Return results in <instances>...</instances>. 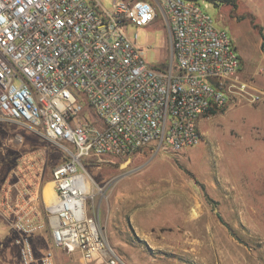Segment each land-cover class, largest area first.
Instances as JSON below:
<instances>
[{"label": "built area", "instance_id": "2783aa9c", "mask_svg": "<svg viewBox=\"0 0 264 264\" xmlns=\"http://www.w3.org/2000/svg\"><path fill=\"white\" fill-rule=\"evenodd\" d=\"M208 4L112 0L105 9L99 0H0V120L66 154L51 169L54 202L40 197L54 248L77 250L84 264H123L103 234L93 204L102 188L85 165L144 150L178 153L198 143V121L210 111L264 101V90L242 78L234 40ZM158 15L170 60L151 65L128 28ZM18 179L24 199L13 201L8 222L19 233L20 263L55 264L52 249L33 250L29 236L45 223L31 203L33 186Z\"/></svg>", "mask_w": 264, "mask_h": 264}, {"label": "rangeland", "instance_id": "374dc122", "mask_svg": "<svg viewBox=\"0 0 264 264\" xmlns=\"http://www.w3.org/2000/svg\"><path fill=\"white\" fill-rule=\"evenodd\" d=\"M99 1L111 7L112 0ZM207 6L216 25L234 40L242 78L264 90L258 31L264 29V0H216ZM136 31L149 64L170 60L161 15L147 26H129V33ZM198 126V143L178 153L144 150L85 165L102 188L94 189L93 204L103 234L124 263L137 257L145 264L154 259L157 264H264V101L236 100L204 115ZM65 159L63 150L43 137L0 120V177H23L38 198L53 166ZM45 200L50 202L47 194ZM40 213L45 226L29 236L35 254L52 249L55 264H81L77 250L53 247L50 222L42 208ZM0 231V264H21L19 233L9 222Z\"/></svg>", "mask_w": 264, "mask_h": 264}, {"label": "crops", "instance_id": "0c3cea01", "mask_svg": "<svg viewBox=\"0 0 264 264\" xmlns=\"http://www.w3.org/2000/svg\"><path fill=\"white\" fill-rule=\"evenodd\" d=\"M12 175H13L12 173H9V174H5L3 177L2 176L0 177V226L7 224L8 219L10 218V211H11L10 206H12L13 201L15 200V201L19 202V201H22L24 199V196H23L24 186L22 185L21 180L17 179L14 181ZM51 183H52V181H50L46 185H44V187L38 192V198H36V190L37 189L36 190L35 189L33 190L32 188L30 189L31 203H32L34 211L36 212V218H38L41 221H44V219L40 213V208H42L44 211H45V209H44V206L42 204L40 197L43 196L45 203H47L45 200V192L47 191L48 188L52 189V191L54 192L53 186L51 188ZM53 200H54V198H53ZM52 201H50V202H52ZM3 232L0 231V236H2ZM42 253H38V254H42ZM119 256L122 260V255H119ZM79 257H80L81 264H84L82 259H81L80 253H79ZM142 260L143 259L134 257L131 260V263L129 262L128 264H145V261H142ZM158 261L159 260L154 259L153 264H157ZM123 263H124V261H123ZM124 264H126V263H124Z\"/></svg>", "mask_w": 264, "mask_h": 264}, {"label": "trees", "instance_id": "16d2710c", "mask_svg": "<svg viewBox=\"0 0 264 264\" xmlns=\"http://www.w3.org/2000/svg\"><path fill=\"white\" fill-rule=\"evenodd\" d=\"M194 1H198V0H194ZM206 2H209V3H212V2H215L216 0H205ZM220 1H223V2H226V1H231V0H220ZM258 31H259V34H260V39H261V42H260V49L261 51L264 53V29L262 27H258ZM222 110V109H221ZM217 111H210L209 114H214L216 113Z\"/></svg>", "mask_w": 264, "mask_h": 264}, {"label": "bare ground", "instance_id": "6f19581e", "mask_svg": "<svg viewBox=\"0 0 264 264\" xmlns=\"http://www.w3.org/2000/svg\"><path fill=\"white\" fill-rule=\"evenodd\" d=\"M45 193L47 194V197H48L49 201H52L54 197H52V195H51V193H50V190L47 189V191H46ZM46 194H45V195H46ZM53 202H54V200H53L52 202H48V203H46V204L49 205V204H52Z\"/></svg>", "mask_w": 264, "mask_h": 264}, {"label": "water", "instance_id": "95a60500", "mask_svg": "<svg viewBox=\"0 0 264 264\" xmlns=\"http://www.w3.org/2000/svg\"><path fill=\"white\" fill-rule=\"evenodd\" d=\"M129 161H130V158H128V160L126 162H124L123 164H121V167L126 166L129 163Z\"/></svg>", "mask_w": 264, "mask_h": 264}]
</instances>
